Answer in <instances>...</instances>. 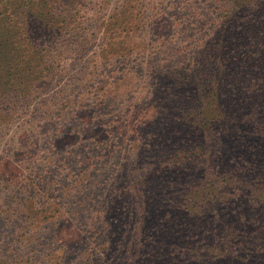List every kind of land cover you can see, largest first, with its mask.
I'll return each mask as SVG.
<instances>
[{"label": "rangeland", "instance_id": "1", "mask_svg": "<svg viewBox=\"0 0 264 264\" xmlns=\"http://www.w3.org/2000/svg\"><path fill=\"white\" fill-rule=\"evenodd\" d=\"M61 2L0 0V264H264V0Z\"/></svg>", "mask_w": 264, "mask_h": 264}, {"label": "trees", "instance_id": "2", "mask_svg": "<svg viewBox=\"0 0 264 264\" xmlns=\"http://www.w3.org/2000/svg\"><path fill=\"white\" fill-rule=\"evenodd\" d=\"M30 1L31 0H12L11 9L9 10L11 12V16L23 18L25 21L26 19H28L29 22L32 23V26L30 28V30L32 31V34H36L39 31L36 24L41 25L42 22L44 21L43 15L41 16V11H43V8L46 6L49 0H36L35 5L30 4ZM65 3H69V0H64L63 3L61 2L60 4H56L55 10L58 11L60 14L63 13L65 11L64 9ZM241 7H244V6L241 4ZM237 8L238 6L235 4L233 6V9H234L233 11H237L236 10ZM2 37L5 38L4 35H2ZM11 39H12L11 37H6L5 39H2L0 36V70H3L4 68H8L7 63H8L9 58L7 59V56L9 57L10 55L11 57L10 51H8V48H9L8 44L11 41ZM9 73H10V70H8L7 75H9ZM0 83L4 85L6 82H4L3 80H0Z\"/></svg>", "mask_w": 264, "mask_h": 264}]
</instances>
